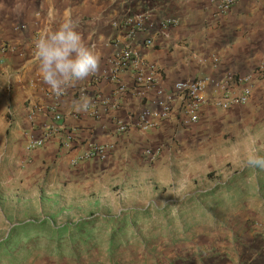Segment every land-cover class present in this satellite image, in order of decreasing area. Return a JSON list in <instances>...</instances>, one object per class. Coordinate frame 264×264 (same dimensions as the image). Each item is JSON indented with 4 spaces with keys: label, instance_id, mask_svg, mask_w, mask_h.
<instances>
[{
    "label": "crops",
    "instance_id": "1",
    "mask_svg": "<svg viewBox=\"0 0 264 264\" xmlns=\"http://www.w3.org/2000/svg\"><path fill=\"white\" fill-rule=\"evenodd\" d=\"M50 5L56 12V26L66 14L71 15L85 41L101 51L100 69L112 53L108 46L115 34L112 23L146 13L149 29L137 37L135 49L159 71L158 85L169 90L178 81L205 75L222 78L228 73H254L264 63V0H244L218 18L211 0H0L1 184L8 187L11 181L20 184L48 175L49 180L71 183L79 191L108 182L126 185L149 171L147 149L163 145L155 169L164 171L167 179H177L180 187L182 182L197 186L200 181L197 188L206 186V193L199 196V204L217 205L212 214L202 210L168 212L169 220L185 222L191 216L199 220L187 230L178 229L179 236H197L202 247L234 245V252L264 253V170L244 164L252 141L256 147H264V82L256 85L247 106L228 111L213 106L210 87L201 122L192 130L179 126L181 101L177 99L173 104L176 115L157 129L132 130L116 137L114 119L132 122L160 97L155 89L137 86L130 74L122 76L126 93H120L113 83L93 81L90 76L70 86L60 108L66 130L75 133L76 148L66 151L53 140L31 155L26 153L28 107L32 102L43 103L41 90L50 89L32 58L33 39ZM164 19H176L177 27L160 39L159 49L145 48L147 34L155 33ZM22 25L28 30H17ZM2 42L13 49L3 50ZM214 55L220 60L216 67L210 61ZM81 87L87 89L85 94L92 98L93 106L76 112L73 105L80 98L77 92ZM95 110L99 118L91 115ZM98 143L110 146L104 159L79 161L90 144Z\"/></svg>",
    "mask_w": 264,
    "mask_h": 264
},
{
    "label": "rangeland",
    "instance_id": "2",
    "mask_svg": "<svg viewBox=\"0 0 264 264\" xmlns=\"http://www.w3.org/2000/svg\"><path fill=\"white\" fill-rule=\"evenodd\" d=\"M154 165L135 182L83 191L48 175L0 183V264H264L262 252L179 236L199 220H169L168 212L212 214L217 205L199 204L200 181L180 187Z\"/></svg>",
    "mask_w": 264,
    "mask_h": 264
},
{
    "label": "built area",
    "instance_id": "3",
    "mask_svg": "<svg viewBox=\"0 0 264 264\" xmlns=\"http://www.w3.org/2000/svg\"><path fill=\"white\" fill-rule=\"evenodd\" d=\"M244 0H211L214 6L216 18L227 15L236 9ZM176 19H164L159 29L153 34H147L144 40L145 48L159 49L160 39L168 37L170 31L177 27ZM114 36L108 43L112 53L105 61L104 66L92 76L93 81H107L118 86L120 93H126L122 76L130 74L135 84L146 89H155L160 97L156 103L146 107L132 122H124L114 119L113 133L120 137L132 130L148 132L157 129L176 115L174 101H181L179 112L181 129L189 131L197 127L201 122L203 106L206 102V93L212 87V104L215 108L228 111L247 106L257 84L264 82V63L260 64L254 73L248 75H236L228 73L222 78H214L210 75L194 79L176 82L169 90L159 86V71L155 66L144 60L135 49L136 39L140 34L149 29V16L146 13L132 14L122 20L114 21L111 25ZM17 30H28L26 25L17 27ZM3 50H12L6 42L1 43ZM208 60H205L207 62ZM216 67L220 60L217 55L210 59ZM70 87L63 96L57 97L51 89H42L43 103L32 102L28 107V127L25 130V150L31 155L57 140L62 149L72 151L76 148L75 133L67 131L63 115L60 113L63 100L69 95ZM87 89L81 87L78 94H85ZM93 117L99 118V112L93 111ZM110 150L109 145L90 144L79 161L87 162L104 159ZM163 145L153 146L147 149L146 157L150 163H155L163 154ZM258 228H263L257 224Z\"/></svg>",
    "mask_w": 264,
    "mask_h": 264
},
{
    "label": "clouds",
    "instance_id": "4",
    "mask_svg": "<svg viewBox=\"0 0 264 264\" xmlns=\"http://www.w3.org/2000/svg\"><path fill=\"white\" fill-rule=\"evenodd\" d=\"M56 12L50 5L41 28L33 39V62L38 65L39 75L57 97L63 96L68 87L95 75L102 59L101 51L85 41L77 22L66 14L56 26ZM39 19V14H37ZM92 98L82 94L74 102L76 112L88 111ZM264 147H256L255 141L247 149L246 167L264 170Z\"/></svg>",
    "mask_w": 264,
    "mask_h": 264
},
{
    "label": "trees",
    "instance_id": "5",
    "mask_svg": "<svg viewBox=\"0 0 264 264\" xmlns=\"http://www.w3.org/2000/svg\"><path fill=\"white\" fill-rule=\"evenodd\" d=\"M38 225V224H37ZM34 228V227H36V224H29V225H27L26 226V229H31V228ZM39 228H43V227H39ZM3 245V244H2Z\"/></svg>",
    "mask_w": 264,
    "mask_h": 264
}]
</instances>
